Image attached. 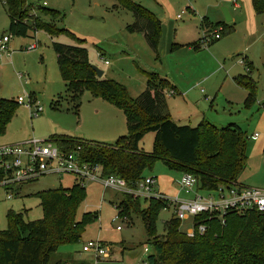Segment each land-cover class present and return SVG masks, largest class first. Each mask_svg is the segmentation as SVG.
I'll use <instances>...</instances> for the list:
<instances>
[{
  "label": "rangeland",
  "instance_id": "obj_1",
  "mask_svg": "<svg viewBox=\"0 0 264 264\" xmlns=\"http://www.w3.org/2000/svg\"><path fill=\"white\" fill-rule=\"evenodd\" d=\"M133 1L161 22L157 52L147 46L140 34L128 33L126 27L132 25L135 18L129 11L114 9V0H27L29 4L39 6L45 3V8L60 12L62 19L41 16V20L67 29L75 39L66 35L51 38L44 31H30L24 38L12 37L8 32L6 10L0 3V41L3 37L9 38L7 50L0 52V99L16 101L22 97L25 101L23 105H16L13 117L0 134V146L29 140L45 142L53 135L111 144L127 134L122 111L86 90L79 97L77 115L74 113L75 104L61 80L52 43L74 46L78 39L88 51L90 65L103 72L102 79L122 85L131 98L136 99L144 91V72L155 73L175 86L167 105L170 110L180 112L181 119L186 121L184 124L196 127L205 119L217 128L228 124L239 126L245 135L247 156L246 169L239 182L244 187L264 190V14L253 13L251 0ZM234 2L239 5L236 11ZM185 6L189 11L177 21V15ZM221 8H226L233 17L238 13L242 16L240 19L235 17L231 23L234 33L221 35L219 40L211 39L205 46L201 43L203 34L216 30H210L205 23L214 26L219 18L223 20ZM32 45L35 48L30 49ZM246 55L253 64L251 77L256 84L254 100L249 106L244 104L247 93L232 80L233 76L246 72ZM152 84L154 88L161 87L156 81ZM191 84L195 87L192 93L183 96V89ZM29 98L43 109L38 117H31L27 107ZM107 130L108 134L105 133ZM254 133L258 138L253 137ZM153 143L154 134L147 133L139 147L149 153ZM144 177L154 178L164 196L186 198L179 194L176 186L181 174L169 170L162 162H155L151 170L144 172ZM74 183L72 176L47 174L21 185L11 199H6L4 191L0 190V229L7 227L9 210L25 213L24 220L28 222L40 220L42 211L35 195L70 188ZM83 185L85 198L77 209L76 221L81 222L85 214L96 216V219L84 225L77 243L61 245L51 256L52 261L142 264L152 253V248L141 219L128 213L117 218L122 194L104 190L96 183ZM201 195L208 194L201 192ZM147 205L143 202L141 207ZM173 216L172 208L158 214L154 222L156 235L164 234L165 223ZM190 228V220L181 222L182 232L186 233ZM96 240L109 251V257L97 261L93 254L82 253L84 244ZM145 246L147 254L143 251Z\"/></svg>",
  "mask_w": 264,
  "mask_h": 264
},
{
  "label": "trees",
  "instance_id": "obj_2",
  "mask_svg": "<svg viewBox=\"0 0 264 264\" xmlns=\"http://www.w3.org/2000/svg\"><path fill=\"white\" fill-rule=\"evenodd\" d=\"M114 9L133 14L135 22L128 25V33L144 35L147 46L157 52L161 38V23L149 11L133 0H114ZM9 19L8 32L12 37H27L30 31H44L51 38L66 35L75 39L67 29L46 24L41 16L62 19L60 12L44 6L29 4L27 0H0ZM255 15L264 14V0H251ZM207 28H221L228 36L234 28L224 22ZM74 46L53 42L52 48L60 77L77 115L79 97L83 90L122 111L127 134L107 144L53 135L50 140L65 152H77L84 163L97 165L104 175H115L135 186L143 180L144 172L157 161L169 170L193 175L199 191H214L219 186L239 184L246 169V139L235 124L217 128L203 119L196 127L177 125L170 118L166 91L175 87L155 73L144 72L145 90L133 99L120 84L97 77L88 61V51L81 40ZM198 48V47H195ZM246 72L233 77V82L246 93L244 104L249 106L255 96L256 84L251 77L252 64L244 62ZM153 81L161 87L154 88ZM16 101L0 99V134L14 115ZM147 133L154 134L152 151L145 153L139 147ZM40 201L42 218L25 221V213L12 210L6 213L7 227L0 229V264H65L52 261L51 256L61 245L77 243L84 225L96 219L85 214L76 221V212L85 198V186L76 183L70 188H58L35 195ZM123 195L117 206V217L124 213L139 217L152 253L148 264H264V214L248 211L238 214L227 211L222 220L217 214L203 213L193 219L194 235L188 237L180 229L181 222L174 216L165 223L164 234L156 235L154 222L167 208L162 200L142 201ZM147 202L145 208L142 203ZM204 226L200 234L197 230Z\"/></svg>",
  "mask_w": 264,
  "mask_h": 264
},
{
  "label": "built area",
  "instance_id": "obj_3",
  "mask_svg": "<svg viewBox=\"0 0 264 264\" xmlns=\"http://www.w3.org/2000/svg\"><path fill=\"white\" fill-rule=\"evenodd\" d=\"M43 6L46 4L43 3ZM180 17L178 15L177 19ZM211 32H213L212 35ZM220 33L221 28L204 33L201 43L207 46L212 41L211 39L219 40ZM8 42V37H3L0 41L1 53L7 50ZM33 48H35L34 45L30 47V49ZM16 103L23 105L25 101L19 97ZM27 107L30 109L31 117H38L43 111L41 107L34 105L30 98ZM253 137L257 138L258 134L255 133ZM47 174L69 175L74 177L76 184L82 187L85 183H96L104 190H113L135 199L162 200L167 203L166 209H173L174 217L178 221H191V228L186 232L188 237L194 235L193 219L203 213L217 214L221 220L227 211H234L238 214L256 211L264 214V190L262 189L231 184L219 186L214 191H199L197 179L193 175L181 174L176 186L179 194H183L186 198L179 199L178 196L168 198L156 191L154 178L145 177L131 187L126 181L115 175H104L99 166L82 162L77 152H65L50 139L45 142L29 140L0 146V190L4 191L6 199H11L21 185L36 181ZM14 190L15 192H13ZM9 192L11 193L9 194ZM201 192H206L208 195L202 196ZM116 229L120 231L121 228L117 227ZM197 231L202 234L205 227L199 226ZM143 251L147 254L148 248L143 247ZM82 253L93 254L97 261L109 257V251L98 240L84 244ZM142 264H148V261L145 260Z\"/></svg>",
  "mask_w": 264,
  "mask_h": 264
},
{
  "label": "crops",
  "instance_id": "obj_4",
  "mask_svg": "<svg viewBox=\"0 0 264 264\" xmlns=\"http://www.w3.org/2000/svg\"><path fill=\"white\" fill-rule=\"evenodd\" d=\"M188 6H185V8L184 9H186ZM184 9H183V11H184ZM189 9V7L187 8V12L189 11L188 10ZM233 9L235 10V9H239V5L236 3V2H234L233 3ZM183 11H181V14H180V18L179 19H177V17H176V19H177V21H179V20H181V18H182V15L183 14H185V12L182 14V12ZM236 11V10H235ZM234 11V12H235ZM193 12V11H192ZM229 12V11H228ZM245 12H243V14H244ZM254 13V12H253ZM255 14V13H254ZM230 15V14H229ZM245 15V14H244ZM178 16V15H177ZM242 16V14L240 15L239 13L236 15V16H232V15H230V17H231V21L229 22V23H226V24H228V25H231V23H233V21L235 20V17L237 18V19H240V17ZM223 18V17H222ZM217 23H220V22H224V19L223 20H221L220 18L216 21ZM161 23V22H160ZM225 23V22H224ZM234 33V32H233ZM137 34H140L143 38H144V35L143 34H141V33H137ZM145 39V38H144ZM244 61L245 62H248V63H250V64H252V62L249 60V58H248V56L246 55L245 57H244ZM105 62H107V61H105ZM106 64V63H105ZM253 65V64H252ZM252 68H253V66H252ZM254 70V69H253ZM244 74V73H243ZM238 75H241V74H238ZM103 76V75H102ZM237 76V75H236ZM162 78H166V77H163V76H161ZM234 77V76H233ZM233 77H232V79H233ZM167 79V78H166ZM168 80V79H167ZM169 81V80H168ZM170 82V81H169ZM173 82V81H172ZM173 85V84H172ZM174 86V85H173ZM175 87V86H174ZM145 88H146V84H145ZM193 88H195L194 87V85L193 84H191L190 85V87H189V85L187 86V89H183V96H187V95H189L190 93H192V90H193ZM145 90V89H144ZM143 92V91H142ZM170 94H174V91H166L165 92V96H166V104H167V99H168V97H169V95ZM167 108H168V112H169V115H170V118H171V120L173 121V122H175L177 125H186V124H184V122H186V121H184L183 119H181V115H180V112H176V111H173V110H170L171 109V107H170V109H169V107H168V105H167ZM203 120V119H202ZM183 122V123H182ZM187 126H190V125H187ZM109 130H107L105 133L106 134H108L107 132H108ZM255 134V133H254ZM74 138H78V137H74ZM258 138V137H257ZM80 139H82V138H80ZM84 140H86V139H84ZM103 140H106V139H103ZM89 141H95V140H89ZM108 144V143H107ZM112 144V143H111ZM239 184H240V182H239ZM241 185V184H240ZM155 187H156V183H155ZM156 191H158L159 193H160V190L158 189V187H156Z\"/></svg>",
  "mask_w": 264,
  "mask_h": 264
},
{
  "label": "water",
  "instance_id": "obj_5",
  "mask_svg": "<svg viewBox=\"0 0 264 264\" xmlns=\"http://www.w3.org/2000/svg\"><path fill=\"white\" fill-rule=\"evenodd\" d=\"M221 12H222V15H223V18H224V22L225 23H229L231 21V17L229 15V12L226 8H221ZM92 70L96 73L97 77H102L103 75V72L100 71L99 69H97L96 67L94 66H91Z\"/></svg>",
  "mask_w": 264,
  "mask_h": 264
}]
</instances>
